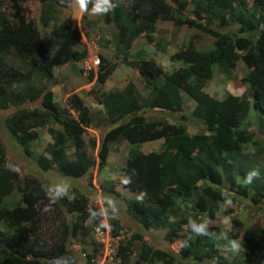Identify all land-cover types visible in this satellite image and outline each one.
Returning <instances> with one entry per match:
<instances>
[{"label":"trees","instance_id":"trees-1","mask_svg":"<svg viewBox=\"0 0 264 264\" xmlns=\"http://www.w3.org/2000/svg\"><path fill=\"white\" fill-rule=\"evenodd\" d=\"M36 1L40 4L39 21L19 11L0 10V109L15 108L6 120L28 154L32 153L31 142L39 137V128H47L53 136L54 141L47 146L51 157L36 156L39 167L44 171L56 167L60 174L78 180L90 169L102 170L111 145L127 141L131 149L122 170V185L131 195L126 199V212L138 227L145 231L164 229L163 240L167 244L179 242L178 255L191 258V264H202L205 259L215 264H264V239L257 237L255 228L243 231V249L232 259L208 236L188 239L192 232L189 218L197 223L205 218L214 220L227 198L235 202L252 196L255 202L264 203V137L249 130L252 107L264 117V0H252L251 4L248 0H111L114 7L102 15L112 23V43L117 55L138 70L149 96L141 104L143 97L136 93L97 94L113 124L102 136L99 160L88 154L83 139L92 126L89 107L78 94L70 95L67 105H60L48 87L54 81L55 62L37 24H58L73 0ZM94 2L88 4V10ZM159 20L197 28L213 40L205 50L188 41L172 54V61L180 65L171 71L145 56L130 61L135 39L145 34L152 41L149 28ZM64 22L63 30L55 34L75 35L71 17ZM97 56L99 64L92 66L97 68V83L102 86L117 62ZM17 58L28 62L27 71L15 64ZM239 62L247 68L241 81L251 96L229 92L217 98L204 90L216 64L233 70ZM185 96L195 102L190 118L199 121L204 132L190 134L183 122L147 119L141 113L145 108L181 112ZM39 99V110L25 106ZM126 105L133 107L128 116L123 113ZM190 118L180 116L185 122ZM51 123L60 124L64 131L58 132L49 126ZM68 138L75 147L74 159L67 155ZM159 139L163 140L159 151L140 150V144ZM250 146L254 151L248 150ZM254 169L259 170L260 178L245 185L243 181ZM125 179L129 183H123ZM101 187L115 192L112 180ZM51 188L35 176L21 177L11 169L0 140V222L6 227L0 229V264H72L68 252L72 239L83 231L87 220L103 218L101 210L82 192L76 190L70 198L65 193L57 196L56 188ZM15 190L19 201H6ZM141 193L145 194L143 199H137ZM115 230L114 236L118 235ZM207 230L221 231L218 226ZM85 258L84 264H94L96 250L85 253ZM177 263V256L149 244L139 231L120 241L109 262Z\"/></svg>","mask_w":264,"mask_h":264},{"label":"rangeland","instance_id":"rangeland-1","mask_svg":"<svg viewBox=\"0 0 264 264\" xmlns=\"http://www.w3.org/2000/svg\"><path fill=\"white\" fill-rule=\"evenodd\" d=\"M248 2L251 4L252 0H248ZM70 5L72 6L66 10V15L58 24L43 27L40 23H37L55 62L54 81L48 83V87L53 92L55 101L60 105H67L69 96L78 94L89 107L92 126L87 128V132L83 134V139L88 154L94 155L99 160L98 151L102 136L109 131L113 124L110 122L105 107L97 101V94L102 91L136 93L143 97L141 101V104H143L145 98L149 96V90L144 88L138 70L117 55L111 40L112 23H107L102 14H92L91 10H88L87 16L84 17L85 13L80 12L78 7L73 4V1ZM0 10L7 12L19 11L39 21L40 4L36 0H0ZM68 16L73 21V29L76 30L75 35L71 33L63 36L55 34L57 30H63L65 18ZM125 16H129V14L125 13ZM149 35L152 41L145 34H141L135 39L129 60L138 61L144 56L153 58L167 71H171L180 65L179 62L172 61L171 56L188 41H194L199 49L205 50L213 40L210 35L203 33L197 28H191L187 25L177 26L167 20H159L156 25L150 27ZM95 55L117 62L115 70L102 86L97 83V68L92 66V58ZM14 62L24 71L29 69L28 62L23 58L14 59ZM246 72L247 68L243 62H239L233 70H229L218 63L215 65L214 76L208 80L204 90L217 98H222L229 92L233 94L248 92L249 96H251V90L241 81V77ZM41 100L27 103L25 106L32 111L39 110L41 108ZM193 103H195L193 100L187 99L181 112L145 108L141 113L147 119H165L171 123L183 122L191 133L204 132V126L199 121L190 118ZM126 106L123 113L128 116L133 111V107L131 105ZM14 109L11 108L9 111L0 109V140L6 150L8 166L16 170L21 177L27 175L37 177L40 181L52 187L51 189L56 188L57 185L64 187V193L70 198H73L76 190L77 192H82L89 198L91 204L98 207L103 214V218L100 221L92 218L87 220L83 231L72 239L68 251L72 264H84L86 262L85 253L93 249L96 250L95 264H109L108 260H110L111 255H115L120 241L129 239L135 231L142 233L144 240L149 244L164 248L169 253L177 256V264H191V258H183L178 255L180 250L179 242L167 244L163 240L164 229L151 228L145 231L129 218L126 212V199H129L131 195L122 185V170L126 165L131 149V145L127 141L111 145L106 165L102 170H99L98 167L90 169L89 174L85 177L75 180L74 177L60 174L56 167L49 171H44L39 167L36 160L38 154L51 157L50 153L47 152V146L54 139L47 128H39V137L31 142V155L26 152L23 144L17 140L6 120V116ZM182 114L188 116L190 120L188 122L182 121L180 119ZM49 126L58 132L64 131L63 127L58 123H51ZM249 126V130L257 137H264V117L254 107L251 108L249 114ZM93 142L95 143V148L93 147ZM162 144V139L148 141L140 144V150L144 152L159 151L162 148ZM248 150L254 151V147L250 146ZM67 155L70 159L75 158V147L70 138H68ZM110 180L115 185L114 193L106 192L101 187V183H106ZM19 198L20 195L15 190L5 200L16 203ZM195 200L196 197H194L193 201L195 202ZM109 201L112 203H109ZM105 203L108 204L106 205ZM263 206V202H255L252 196L244 199L237 198L231 205H222L216 218L208 220V228L218 226L220 230H230V236L239 239L243 249L244 238L241 233L248 227L250 229L255 228L257 231V227L250 215L252 211L249 209H253L257 213L258 219L264 220ZM74 215L76 217L77 214ZM222 217H228L231 224L229 226L222 225ZM102 224H109L110 227H101ZM0 229L6 230V227L1 222ZM101 229L105 232L108 231L111 237L113 252L110 256L107 255L108 252L105 251L104 247L107 240L103 241L99 236L98 230ZM113 230L117 231L118 235L114 236ZM256 235L257 237L259 236L258 231ZM262 235L264 234L261 233ZM222 253L229 259L236 256L226 251H222ZM202 264L215 263L205 259Z\"/></svg>","mask_w":264,"mask_h":264},{"label":"clouds","instance_id":"clouds-1","mask_svg":"<svg viewBox=\"0 0 264 264\" xmlns=\"http://www.w3.org/2000/svg\"><path fill=\"white\" fill-rule=\"evenodd\" d=\"M92 2V0H73V4L78 7L80 12L86 13L88 11V4ZM72 5H69L71 7ZM114 5L111 3V0H95L93 3V7L91 9L92 14H104L109 12L111 8H113ZM261 176V173L259 170H252L247 174L246 179L243 181L245 185H251L254 178L259 179ZM123 183L127 184L129 183L128 179H125ZM65 192V188L57 185L56 186V195L59 196L60 194ZM144 193H141L140 196L137 197V199H143ZM55 202V201H53ZM109 203H112L109 201ZM225 205H231L232 200L230 198H227L225 200ZM47 210V209H46ZM103 211V210H102ZM221 224L225 226H229L231 224V221L228 217H222L221 218ZM101 227L108 228L110 227L109 224H102ZM189 227L191 228L192 232L189 235L188 239L195 240L198 237L202 236H208L209 241L214 243L218 248H220L221 251L230 252L232 254L238 255L242 250V245L239 239L232 238L229 234L230 230L225 229L221 230L219 234L216 232H208V220L205 218L203 222L197 223L195 220L189 218ZM103 230V229H102ZM184 246H187L186 244ZM57 264H59V261H57ZM95 264V263H94Z\"/></svg>","mask_w":264,"mask_h":264},{"label":"built area","instance_id":"built-area-1","mask_svg":"<svg viewBox=\"0 0 264 264\" xmlns=\"http://www.w3.org/2000/svg\"><path fill=\"white\" fill-rule=\"evenodd\" d=\"M92 64L94 65V66H98V64H99V57L97 56V55H95V56H93V58H92ZM99 231V236L102 238V240L103 241H105V240H107V242H106V244L104 245V247H105V251H107L108 252V254L107 255H111L112 254V252H113V249H112V240H111V237H110V235H109V232L107 231V232H105L104 230H98ZM105 235H106V237H105ZM113 255H111V257H110V260H108V262H110V261H112L113 260Z\"/></svg>","mask_w":264,"mask_h":264},{"label":"crops","instance_id":"crops-1","mask_svg":"<svg viewBox=\"0 0 264 264\" xmlns=\"http://www.w3.org/2000/svg\"><path fill=\"white\" fill-rule=\"evenodd\" d=\"M214 74H215V71H214ZM237 95H239V94H237ZM189 100V98H187L186 96H185V103H186V100ZM191 100V99H190ZM194 105H193V108L195 107V103H193ZM189 131V130H188ZM189 133L190 134H195V133H191L190 131H189ZM152 151H154V150H152ZM145 152H151V151H145ZM260 206H261V204H260ZM264 207V206H263ZM264 209V208H263ZM262 209V210H263ZM250 211H252L251 212V217L253 218V221H254V223H255V225H256V227H257V231H258V237L259 238H262V239H264V235H262L261 236V233H263L264 234V220H261V219H258V216L256 215L257 213L256 212H254V210L253 209H249ZM257 211V210H256ZM238 228H239V226H238ZM241 234H243V238H244V232L243 233H241Z\"/></svg>","mask_w":264,"mask_h":264}]
</instances>
